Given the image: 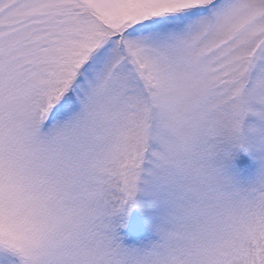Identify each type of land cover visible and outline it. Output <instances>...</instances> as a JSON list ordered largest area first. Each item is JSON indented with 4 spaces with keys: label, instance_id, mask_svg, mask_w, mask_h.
Here are the masks:
<instances>
[{
    "label": "snow or ice",
    "instance_id": "1",
    "mask_svg": "<svg viewBox=\"0 0 264 264\" xmlns=\"http://www.w3.org/2000/svg\"><path fill=\"white\" fill-rule=\"evenodd\" d=\"M0 264H264V0H0Z\"/></svg>",
    "mask_w": 264,
    "mask_h": 264
}]
</instances>
